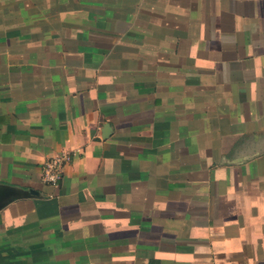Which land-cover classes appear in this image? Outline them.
<instances>
[{"label": "crops", "instance_id": "crops-1", "mask_svg": "<svg viewBox=\"0 0 264 264\" xmlns=\"http://www.w3.org/2000/svg\"><path fill=\"white\" fill-rule=\"evenodd\" d=\"M0 264H264V0H0Z\"/></svg>", "mask_w": 264, "mask_h": 264}, {"label": "built area", "instance_id": "built-area-1", "mask_svg": "<svg viewBox=\"0 0 264 264\" xmlns=\"http://www.w3.org/2000/svg\"><path fill=\"white\" fill-rule=\"evenodd\" d=\"M72 161V155L69 152L62 151L42 165V179L44 182L57 186L61 180L64 167Z\"/></svg>", "mask_w": 264, "mask_h": 264}]
</instances>
